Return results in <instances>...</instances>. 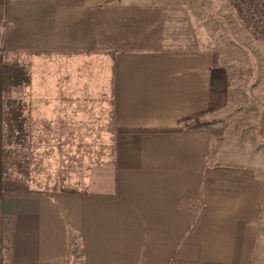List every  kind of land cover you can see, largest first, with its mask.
<instances>
[{
    "label": "crops",
    "instance_id": "obj_1",
    "mask_svg": "<svg viewBox=\"0 0 264 264\" xmlns=\"http://www.w3.org/2000/svg\"><path fill=\"white\" fill-rule=\"evenodd\" d=\"M100 4L0 0V264H264V154L245 148L250 133L230 136L234 152L228 135L187 124L221 95L208 38H184L186 24L145 0ZM168 22L176 42L144 39ZM102 40L118 130L110 157L73 191L18 187L11 170L5 183V52L83 61Z\"/></svg>",
    "mask_w": 264,
    "mask_h": 264
},
{
    "label": "rangeland",
    "instance_id": "obj_2",
    "mask_svg": "<svg viewBox=\"0 0 264 264\" xmlns=\"http://www.w3.org/2000/svg\"><path fill=\"white\" fill-rule=\"evenodd\" d=\"M105 2L102 0L100 5ZM253 4L264 14V0H145V5L164 11L165 21L179 19L181 26L186 24L184 38L199 42L208 38L216 65L223 66L216 68L214 76L221 95L212 103V111L187 124L208 125L217 140L221 133L228 135L231 144L227 149L231 151L237 150L232 147L235 142L231 135L243 137L250 133L251 146L248 142L243 145L248 149L257 147L261 156L264 30H258L259 13L258 9L251 10ZM169 22L163 25L165 29L159 27L144 39L154 36L176 42L183 34L176 33ZM105 48L102 40L96 57L67 59L66 63H50L26 50L5 52V66L15 72L17 83L8 88L4 98L11 101V108L19 113L18 120L23 121L20 132L15 130L19 138L5 140L8 152L4 165L18 180L11 179L16 186L51 193L81 189L90 165L110 157L118 130L111 115V84L107 79L110 61ZM49 73L55 74L49 77L54 82L46 81ZM224 105L225 111H217ZM214 146L216 151L221 150L218 142ZM76 253L81 255L78 245Z\"/></svg>",
    "mask_w": 264,
    "mask_h": 264
},
{
    "label": "trees",
    "instance_id": "obj_3",
    "mask_svg": "<svg viewBox=\"0 0 264 264\" xmlns=\"http://www.w3.org/2000/svg\"><path fill=\"white\" fill-rule=\"evenodd\" d=\"M216 69L212 71L211 74V93H216L218 91V88L216 89V84H218V80H216V78L214 77L216 75ZM15 72H13L12 70H10V68L6 67L5 65L3 66V96L5 95V93L8 91V88L17 83L15 81ZM222 80L224 78H221ZM220 79V80H221ZM3 108H4V123H5V136L6 139L8 140L10 138V134H12L15 130L19 131L21 130V124H22V120H18L17 115L19 113H17V111H15L13 108H11V101L6 100V98L3 99ZM212 107V104H211ZM210 107V108H211ZM196 117V116H195ZM19 123V125H18ZM16 124V126H15ZM201 125V123L196 122L193 124V126H199ZM203 125V124H202ZM20 132V131H19ZM7 150L4 148L3 150V170H4V159L7 158ZM4 175H3V179L5 180V183L7 181L6 175H7V171H4ZM7 185H9V180L7 182ZM12 186V185H11Z\"/></svg>",
    "mask_w": 264,
    "mask_h": 264
},
{
    "label": "built area",
    "instance_id": "obj_4",
    "mask_svg": "<svg viewBox=\"0 0 264 264\" xmlns=\"http://www.w3.org/2000/svg\"><path fill=\"white\" fill-rule=\"evenodd\" d=\"M254 9H258V13H259V19H260V21H259V27L260 28H258V30H261V29L264 30V22H263V20H264V14L262 13V11L255 4H253L251 6V10H254Z\"/></svg>",
    "mask_w": 264,
    "mask_h": 264
}]
</instances>
